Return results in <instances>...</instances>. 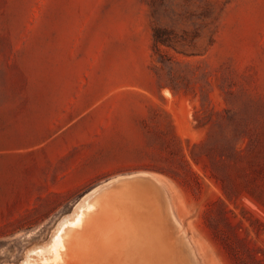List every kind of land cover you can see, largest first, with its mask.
Returning <instances> with one entry per match:
<instances>
[{
    "label": "rangeland",
    "instance_id": "obj_1",
    "mask_svg": "<svg viewBox=\"0 0 264 264\" xmlns=\"http://www.w3.org/2000/svg\"><path fill=\"white\" fill-rule=\"evenodd\" d=\"M87 194L120 264H264V0H0V264L111 262Z\"/></svg>",
    "mask_w": 264,
    "mask_h": 264
},
{
    "label": "bare ground",
    "instance_id": "obj_2",
    "mask_svg": "<svg viewBox=\"0 0 264 264\" xmlns=\"http://www.w3.org/2000/svg\"><path fill=\"white\" fill-rule=\"evenodd\" d=\"M135 176H136V175H135ZM125 177H126V176H125ZM144 177H145V176H144ZM146 177H147V176H146ZM127 178H128V176H127ZM124 179H126V178H124ZM147 179H148V177H147L145 180H147ZM115 180H116V179H115ZM118 180H119V179H118ZM155 181H156V180H155ZM149 182H150V181H148L147 183L149 184ZM156 182H157V181H156ZM136 183H137V182H136ZM136 183H134V184H136ZM117 184H118V183H117ZM120 184H122V183H119V185H120ZM127 184H128V183H126V185H127ZM130 184L132 185L133 183H130ZM130 184H129V185H130ZM137 184H138V183H137ZM140 184H141V182H140ZM140 184H139V185H140ZM155 184H156V183H155ZM102 185H103V184H102ZM141 185L143 186L144 184H141ZM141 185H140V186H141ZM149 186H150V185H149ZM149 186L144 185V187H146V190H147V191H148L147 187L149 188ZM112 187H113V186H112ZM112 187H111V188H112ZM120 187H121V186H120ZM120 187H119V188H120ZM122 187H123V186H122ZM126 187H129V188H130V186H126ZM126 187H125V188H126ZM109 189H110V187H109ZM120 189H121V188H120ZM127 189H128V188H127ZM139 189H141V188H139ZM144 189H145V188H144ZM144 189H143V191H144ZM104 190H105V189H104ZM106 190H107V189H106ZM114 190L116 191V189H114ZM114 190H112V191H114ZM94 191H95V190H93L91 193H93ZM109 191H110V190H109ZM122 191H123V190H122ZM128 191H129V190H128ZM136 191H137V189H136ZM107 192H108V191H107ZM110 192H111V191H110ZM118 192H119V191H118ZM132 192H133V190H132ZM140 192H142V191H140ZM144 192H145V191H144ZM91 193H90V194H91ZM104 193H105V192H104ZM104 193H103V195H104ZM108 193H109V192H108ZM121 193H122V192H121ZM121 193H120V194H121ZM123 193H124V192H123ZM123 193H122V194H123ZM135 194H136V193H135ZM143 194H144V193H143ZM145 194H146V193H145ZM106 195H107V194H106ZM108 195H111L110 197L107 196L108 198H111L113 194H110V193H109ZM130 195H132V194H130ZM133 195H134V193H133ZM88 196H89V194L85 195V196L82 198L81 202L77 203L78 205H76L75 209H73V210H74V213L72 212V213H73V216L76 217V218L73 219V220H75L77 223H79V226H80V233H79L78 237H79V238L82 237L83 242H84L85 239H87V240L90 242V244H91V245H90V244L86 243V244L90 245V246H88V247H90V248H88V247H87V248H88L90 251H92V249L94 250V248H92V247L95 246V250H94V251H95V252L98 251V253H99V252H101L100 250L103 251L104 248H107L108 246H111V245L113 244V243H110V242H112V241H108L107 239L111 240L112 237H116L117 235H118V236L121 235V234L119 235V232H120V230L122 229V227H121L122 224H123L122 220H124V219H126V218H123V219H120V218H119V219H120V222H122V223L119 222V223L121 224V226H120L121 228H119V227L117 226V227L119 228V230H118L119 232L117 231L118 234H116V236H115V235H114V236H111V235H108V234H107V237H108V236H110V237L106 238L105 240L102 239V238L105 237V236H103V235L101 236L100 234H103V233H100V234H99V230L101 231V230H102L101 228H103V227H104L105 225H107V224L110 225V227H109V226H106V230H107V228H109V230H110L111 227H112V225L109 224V223H107V221H108L110 218L114 219V217H112V216H113V215H112V212L109 211L112 207H111V208L109 207V209H106L107 206H106L105 203H103V201H105L106 199H107V200H111V199H108V198L106 197V198L101 202L102 204H105V206L100 205L101 207H99V208H97V209H94L92 212L86 213V211H85V215H84V214H82V215H78V214H76V212L80 209V206L82 205V203H84V201H86V199L88 198ZM123 196H126V195H123ZM123 196H122V197H123ZM140 196H142V194H140ZM143 196H148V195H143ZM100 197H102V195H101ZM118 197H119V196H118ZM129 197H130V196H129ZM134 197H136V196H134ZM138 197H139V196H137L135 199H138ZM148 197H149V196H148ZM112 198H115V197H112ZM124 198H125V197H124ZM142 198H143V197H142ZM142 198H140L141 201H142ZM117 199H118V198H117ZM125 199H128V198L126 197ZM125 199L121 200V203H122V201H124ZM143 199H144V198H143ZM107 200H106L105 202L107 203V205H109L110 202H108ZM128 200H129V199H128ZM131 200H132V197H131ZM144 200L147 201L146 199H144ZM144 200H143V202H144ZM126 201H127V200H126ZM132 201H134V200H132ZM135 201H136V200H135ZM141 201H140V202H141ZM149 201H150V199H149ZM149 201H147V202L149 203ZM136 202H137V201H136ZM136 202H135V203H136ZM140 202H139V203H140ZM150 202H152V201H150ZM91 203H93V202H91ZM98 203H99V202H98ZM108 203H109V204H108ZM111 203H112V204H110L111 206L113 205L114 207H117V208L115 209V214H114V212H113V214L115 215V217H117V215H120V214H122V216H123V213H121V212H124V209H122V208H125V205H124L123 207H121V206H122L121 203H118V202H117L119 205L121 204L120 206H119V205L115 206V205L113 204V202H111ZM125 203H126V202H125ZM152 203H153V202H152ZM89 204H90V203H89ZM115 204H116V203H115ZM123 204H124V203H123ZM129 204H131V202H129L128 205H129ZM150 204H151V203H150ZM91 205H93V204H91ZM95 205H96V204H95ZM126 205H127V203H126ZM128 205H127L128 208L131 207V205H129V206H128ZM146 205H147V204H146ZM148 205H149V204H148ZM148 205H147V207H148ZM93 206H94V205H93ZM98 206H99V205H98ZM118 206L120 207V209H122V211H121V210L119 211V209H118L119 207H118ZM132 206H133V205H132ZM140 206L143 207L144 204H142V202H141ZM154 206H155V205H154ZM83 207H84V205H83ZM83 207H82V208H83ZM127 207H126L125 209L128 210ZM145 207H146V206H145ZM92 208H93V207H92ZM95 208H96V207H95ZM133 208H134V207H132V209H133ZM139 208H141V207H139ZM143 208H144V207H143ZM143 208H142L140 211H137L138 209H136V208H134V209H136V212H138V213L140 212V213L142 214V210H143ZM150 208H152V207L150 206ZM150 208H147V210L150 209ZM117 209H118V210H117ZM132 209L130 208V209L128 210L129 214H130V211H131ZM134 209H133V211H131V213H133V214H134V212H135ZM152 209H153V208H152ZM81 210H82V209H81ZM84 210H86V208H85ZM127 210H125V211H127ZM144 210H145V209H144ZM82 211H83V210H82ZM111 211H114V210L111 209ZM116 211H117V212H116ZM118 211H119V212H118ZM80 212H81V211L79 210V213H80ZM87 212H88V211H87ZM147 212H148V211H147ZM150 212H151V211H150ZM150 212H149V213H150ZM81 213H83V212H81ZM116 213H118V214L116 215ZM119 213H120V214H119ZM124 213H125V212H124ZM126 213H127V212H126ZM126 213H125V214H126ZM138 213H137V215H139ZM156 213H157V211H156ZM75 214H76L78 217L75 216ZM151 214H152V213H151ZM154 214H155V213H154ZM154 214H153V215H154ZM135 215H136V214H135ZM143 215L145 216V214H143ZM153 215H152V217L154 218ZM155 215H156V214H155ZM122 216H120V217H122ZM125 216H126V215H125ZM125 216H124V217H125ZM131 216H132V214H131ZM156 216H158V213H157ZM68 217H69V216H68ZM68 217H67V220H68V221H69V220L71 221V219H68ZM74 217H73V218H74ZM129 217H130V215H129L127 218H129ZM132 217H133V216H132ZM132 217H131V218H132ZM135 217H136V216H135ZM140 217H141V216H140ZM149 217H151V216H149ZM149 217H148V218H149ZM152 217H151V218H152ZM136 218H138V217H136ZM151 218H150V220H152ZM65 219H66V218H64V220H65ZM140 219H141V218H140ZM143 219H144V218H143ZM146 219H147V217H146ZM157 219H160V218H157ZM64 220L61 219V221H64ZM117 220H118V219H117ZM126 220H127V219H126ZM126 220H124V221H125V222H124L125 224L128 222V220H127V221H126ZM133 220H135V221H133L134 223L137 221V219H134V218H133ZM147 220L149 221V219H147ZM154 220H155V219H154ZM171 220H172V218H171ZM114 221H115V220H114ZM114 221L112 220L111 223L113 222V223L115 224L116 221H115V222H114ZM118 221H119V220H118ZM118 221H117V222H118ZM131 221H132V220H131ZM141 221H142V220H141ZM71 222H72V221H71ZM138 222H139V221H137V223H138ZM142 222H146V221H142ZM155 222H158V220L155 221ZM60 223H61V222H60ZM60 223H59V225L61 226V228L63 227L62 225H68L67 222H66V220H65V222H62L61 224H60ZM74 223H75V222H74ZM128 223L131 224L130 221H129ZM128 223H127V224H128ZM151 223L153 224L152 221H150V225H151ZM132 224H133V223H132ZM132 224H131V226H132ZM139 224H140V223H139ZM141 224L143 225V223H141ZM174 224H175V223H174ZM59 225H57L58 228H59ZM75 225H77V224H75ZM134 225H135V224H133V226H134ZM136 225H137V224H136ZM114 226H115V225H114ZM123 226H126V225H123ZM138 226H140V225H138ZM147 226H148V225H147ZM155 226H156V225H155ZM126 227H127V226H126ZM126 227L124 228L125 230L122 229L123 232H126V230H127ZM141 227H143V226H141ZM145 227H146V225H145ZM148 227H149V226H148ZM148 227H147V228H148ZM153 227H154V226H153ZM63 228H67V229H68V228H69V225H68V227H63ZM73 228H74V227H73ZM115 228H116V226H115V227H112V229H114V230L116 231ZM118 228H117V229H118ZM131 228H132V227H130V229H131ZM136 228H139V227L134 226L133 229L136 230ZM150 228H151V227H150ZM157 228H158V227H157ZM71 229H72V228H71ZM71 229H69V230H71ZM128 229H129V228H128ZM133 229H132V233H133ZM139 229H140V228H139ZM155 229H156V227H155ZM155 229H154V230H155ZM159 229H160V228H159ZM55 230H56V229H55ZM57 230H58V229H57ZM59 230H60V228H59ZM75 230H76V229H75ZM109 230H108V231H109ZM122 230H121V231H122ZM135 230H134V232H135ZM137 230H138V229H137ZM150 230H151V229H150ZM60 231H61V230H60ZM65 231H66V230H65ZM102 231H103V230H102ZM102 231H101V232H102ZM108 231H106V233H107ZM129 231H130V233H131V230H129ZM129 231L127 230V232H129ZM138 231H139V230H138ZM141 231H142V230H141ZM141 231H140V232H141ZM143 231H144V230H143ZM155 231H156V230H155ZM56 232H57V231H56ZM66 232H67V231H66ZM146 232H149V229H148ZM152 232H153V231H152ZM58 233H59V232H58ZM62 233H63V231H62ZM68 233H69V232H68ZM70 233H71V232H70ZM72 233H73V232H72ZM75 233H76V232H75ZM106 233L104 232V234H106ZM108 233H109V232H108ZM130 233H126L127 235H126V234H125V235L123 234L124 237H121V238H122V239H123V238H125V239L129 238L130 236L128 237V234H130ZM132 233H131V234H132ZM135 233H136V232H135ZM141 233H143V232H141ZM52 234L54 235V233H52ZM56 234H57V233H56ZM64 234H65V233H64ZM64 234H63V235H64ZM77 234H78V232H77ZM113 234H114V233H113ZM131 234H130V235H131ZM145 234H147V233H145ZM148 234H149V233H148ZM154 234H155V233H154ZM53 235H52V236H53ZM63 235H62V237H64ZM70 235H71V234H70ZM80 235H81V236H80ZM140 235L142 236V234H140ZM140 235H139V236H140ZM151 235H153V234L151 233ZM151 235H150V236H151ZM58 236H59V235H58ZM66 236H68V234H67ZM100 236H101V237H100ZM126 236H127V238H126ZM131 236H132V235H131ZM141 236H140V237H141ZM147 236H148V235H147ZM150 236H148V237H150ZM50 237H51V236H50ZM62 237H60V238L62 239ZM97 237H98V239H97ZM99 237H100V239H99ZM119 238H120V237H119ZM119 238L117 237L116 239L119 240ZM132 238H133V236H132ZM134 238H135V237H134ZM141 238H143V237H141ZM146 238H147V237H146ZM53 239H54V238H53ZM73 239H74V238H73ZM80 239H81V238H80ZM113 239H114V238H113ZM116 239H115V240H116ZM125 239H124L123 241H125ZM144 239H145V238H143V241H146V240H144ZM164 239H165V238H164ZM164 239H163V240H164ZM115 240H113V241L116 243L117 241H115ZM130 240H133V239H130ZM130 240H127L126 242H128V241H130ZM150 240H151V239H150ZM48 241H49V240H48ZM48 241H47V244L51 243V241H49V243H48ZM63 241H64V239H63ZM63 241H60V243H59L58 245H60ZM72 241H73V240H72ZM103 241H104V242H103ZM105 241H107V242L105 243ZM120 241H121V240H120ZM123 241H122V242H123ZM143 241H142V242H143ZM151 241H152V240H151ZM153 241H154V240H153ZM65 242H66V240H65ZM77 242H78V241H77ZM79 242H81V241H79ZM108 242H109V243H108ZM118 242H119V241H118ZM126 242H125V243H121V242H120V243H121V245H123V246L130 244V242H128L127 244H126ZM136 242H137V241H136ZM67 243H68V242H67ZM73 243H74V242H73ZM84 243H85V242H84ZM115 243L112 245V247L115 246ZM120 243H118V244H120ZM153 243H154V242H153ZM161 243H162V242H161ZM47 244H46V246H47ZM70 244H71V242H70ZM70 244H68V245H70ZM74 244H75V243H74ZM76 244H77V243H76ZM76 244H75V245H76ZM109 244H110V245H109ZM118 244L116 243V245H118ZM138 244H139V243H138ZM144 244H146V243H144ZM159 244H160V243H159ZM44 245H45V244H44ZM44 245H43V246H44ZM68 245H66V243H64L63 246H67V247H70V246L73 247V246H74V245H70V246H68ZM78 245H79V244H77V246H78ZM135 245H136V244H135ZM135 245H133V246H135ZM123 246L120 247V245H119L118 247L115 246L114 248L117 247L118 250H119V247H120L121 249H123ZM133 246H132V247H133ZM146 246H147V245H145V246L143 247V249H144V248L146 249V248L148 247V246H147V247H146ZM44 247H45V246H44ZM61 247H62V245H61ZM96 247H98V248H96ZM130 247H131V246H130ZM140 247H141V246H140ZM140 247H139V248H140ZM153 247H154V246H153ZM160 247H161V246H160ZM160 247H159V248H160ZM49 248H51V247L49 246ZM49 248H48V249H49ZM65 248H66V247H65ZM85 248H86V247H85ZM109 248H110V247H109ZM124 248H126L125 250H127V247H126V246H125ZM136 248L138 249V246H137ZM136 248L133 247V249L131 248L130 250H132V252H136V253H137L139 250H136V251H135L134 249H136ZM148 248H149V247H148ZM150 248H151V247H150ZM150 248H149V249H150ZM156 248H157V247H154V249H156ZM163 248H164V247H163ZM35 249H36V248H35ZM38 249H39V248H38ZM68 249H69V248H68ZM111 249H112V248H111ZM141 249H142V248H141ZM145 249H144V250H145ZM165 249H166V248H165ZM54 250H55V249H54ZM69 250H70V249H69ZM72 250H73V249H72ZM109 250H110V249H109ZM125 250H123V251H122V250L119 251V254L121 255ZM128 250H129V249H128ZM130 250H129V253L132 254V252H130ZM146 250H147V249H146ZM146 250H145V251H146ZM157 250H158V249H156V250H154V251H157ZM161 250H162V249H161ZM36 251H37V250H36ZM36 251H35V253H38V252H36ZM110 251H111V250H110ZM150 251H151V250H150ZM152 251H153V250H152ZM159 251H160V250H159ZM159 251H157V252H159ZM33 252H34V251H33ZM64 252H65V249H64ZM71 252H76V250L71 251ZM87 252H88V251H87ZM103 252H106V253L108 252V253H110V252L108 251V249H106V250L104 249ZM103 252H102V253H103ZM111 252H112V251H111ZM114 252H115V250H114ZM139 252L141 253V255H143L141 251H139ZM157 252H155V254H156ZM162 252H163V251H162ZM166 252H167V251H166ZM47 253H48V252H47ZM47 253H45L46 256H47ZM49 253L53 254L52 252H49ZM65 253H66V252H65ZM82 253H84V252H82ZM88 253H89V252H88ZM96 253H97V252H96ZM106 253H105V254H106ZM108 253L106 254L107 256H108ZM115 253H116V252H115ZM148 253H150V252H147V254H148ZM58 254H59V253H58ZM60 254H61V253H60ZM71 254H72V253H71ZM86 254H87V253H86ZM86 254H85V255H86ZM89 254H90V253H89ZM105 254H104V255H105ZM124 254H125V253H124ZM127 254H128V253H127ZM131 254H130V255H131ZM134 254H135V253H133V255H132L133 257H134ZM152 254H153V255H152V257H153V256H154V253H152ZM28 255H29V254H28ZM35 255H36V254H35ZM37 255H38V254H37ZM61 255H62V254H61ZM68 255H69V254H68ZM83 255H84V254H83ZM83 255H82V257H83ZM109 255H110V254H109ZM150 255H151V254H150ZM157 255H158V254H157ZM157 255H156V256H157ZM167 255H168V254H167ZM30 256H33V255H30ZM30 256H28V258H29ZM39 256H40L39 258L42 257V255H39ZM50 256H51V255L49 254V257H50ZM58 256H59V255H58ZM69 256H70V255H69ZM73 256H74V255H73ZM78 256H79V259L81 260V256H80V254H78ZM78 256H77V259H78ZM86 256H88V255H86ZM86 256H85V257H86ZM99 256H100V255H99ZM107 256H106V257H103V258H105V260H106V259L109 258V257H110L111 259L114 257V256L112 255V253H111L110 256H108V257H107ZM115 256H116V255H115ZM125 256H126V255H124V257H125ZM137 256H138V255H136L135 258H136ZM148 256H149V255H148ZM159 256H160V255H159ZM49 257L47 256L46 259L49 258ZM55 257H56V255H55ZM85 257H84V260L86 259ZM121 257H122V256H118V257H115V258H121ZM124 257H123V258H124ZM127 257H128V256H127ZM127 257H126V258H127ZM140 257H141V256H140ZM143 257H145V256H143ZM149 257H151V256H149ZM26 258H27V257H26ZM31 258H32V257H31ZM31 258H29V259H31ZM36 258H38V257L36 256ZM51 258H52V257H51ZM61 258H62V257H61ZM98 258H100V257H98ZM123 258H122V259H123ZM126 258H125V259H126ZM128 258H129V257H128ZM153 258H154V257H153ZM155 258H156V257H155ZM155 258H154V260H155V262H157V260H156L157 258H156V259H155ZM171 258H172V257H171ZM41 259H44V257L41 258ZM52 259H53V258H52ZM54 259H55V258H54ZM54 259H53V260H54ZM57 259H59V257H58ZM77 259H75V260H77ZM82 259H83V258H82ZM129 259H130V258H129ZM136 259H137V258H136ZM139 259L141 260V258H138L137 261H138ZM151 259H152V258H151ZM151 259H150V261H152ZM162 259H163V258H162ZM26 260L28 261V259H26ZM35 260H37V259H35ZM50 260H51V259H50ZM53 260H52V261H53ZM75 260H74V261H75ZM86 260H87V259H86ZM107 260H108V259H107ZM116 260H118V259H116ZM116 260H114V258H113L112 260H110L111 262L108 261V264H112V261H116ZM132 260L134 261L133 258H131V261H132ZM154 260H153V261H154ZM30 261H32V260H30ZM42 261H43V260H42ZM69 261H70V260H68V262H69ZM74 261H72V262H74ZM91 261L93 262L94 260H91ZM119 261H121V260H118V261H117V262H118L117 264H120ZM124 261H125V260H124ZM144 261H146V260H144ZM172 261H173V258H172ZM32 262H33V261H32ZM32 262H31V263H32ZM68 262H67V263H68ZM72 262H71V263H72ZM121 262H123V261H121ZM129 262H130V261L128 260V261H127V264H133V262H130V263H129ZM45 263H46V262H45ZM47 263H49V262H47ZM52 263H55V262H52ZM52 263H51V264H52ZM100 263H101V262H100ZM144 263H146V262H144ZM151 263H153V262H151ZM159 263H160V262H159ZM166 263H167V262H166ZM33 264H35V262H34ZM36 264H38V263L36 262ZM39 264H41V263H39ZM42 264H43V263H42ZM60 264H63V263H60ZM65 264H66V263H65ZM68 264H70V263H68ZM94 264H97V263L95 262ZM103 264H104V263H103ZM105 264H107V263H105ZM113 264H114V263H113ZM141 264H142V263H141Z\"/></svg>",
    "mask_w": 264,
    "mask_h": 264
},
{
    "label": "trees",
    "instance_id": "obj_3",
    "mask_svg": "<svg viewBox=\"0 0 264 264\" xmlns=\"http://www.w3.org/2000/svg\"><path fill=\"white\" fill-rule=\"evenodd\" d=\"M154 41L157 43L159 42V39H157L156 37L154 38Z\"/></svg>",
    "mask_w": 264,
    "mask_h": 264
}]
</instances>
